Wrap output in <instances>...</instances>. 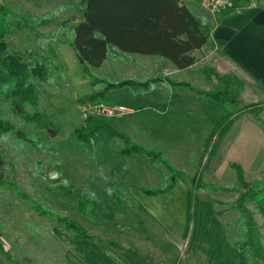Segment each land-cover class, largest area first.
<instances>
[{
  "label": "rangeland",
  "instance_id": "rangeland-1",
  "mask_svg": "<svg viewBox=\"0 0 264 264\" xmlns=\"http://www.w3.org/2000/svg\"><path fill=\"white\" fill-rule=\"evenodd\" d=\"M5 2L15 15L13 20L19 25L6 38L9 52L19 53L26 62L45 63L50 70V81L37 83L39 103L36 106L27 104L26 110L42 113L57 129L53 136L24 120L11 99L0 96L1 114L16 129L40 139L43 144L39 148L33 147L23 142L17 133L0 139L1 149L9 163L7 173L21 189L45 208L69 215L89 233L119 235L124 227L113 221L129 224L151 222L150 215L138 203L145 204L152 211L164 203L165 194L178 183L167 193H143V187L158 186L164 178L144 157L136 153L122 154L127 146L123 137L126 136L133 143L152 145L162 150L190 181L193 177L197 181L202 176L205 183L220 188L198 190L199 215L195 223H188L186 215L184 236L187 232V237L195 240L198 236L205 245L221 249L226 248L224 244L227 242L223 229L230 243L240 240L245 217L237 209L236 200L243 187L237 183V170L232 164L242 167L247 182L264 183V112L262 121L249 113L241 115L225 139L219 142L214 157L204 149L208 136L224 115L233 113L244 103L264 102V92L253 83H232L222 65L210 70L207 62L181 70L167 58L110 53L100 67H86L71 46L73 34L70 28L75 24L71 18L77 15L72 4L78 5V0ZM185 2L200 18L213 23L217 21L219 14H211L196 0ZM160 74L170 75L177 81H190L204 90L223 89L235 102L224 105L178 86L137 94L132 93L129 87H116L94 101H82L100 87L93 84L92 77L117 82L128 77L144 80ZM215 77L222 81L217 82ZM119 105H125L131 111L106 114L105 110ZM89 116H92L89 124L98 130L91 142H84L76 130L86 125ZM190 181L182 182L191 188ZM177 191L178 187L174 189ZM73 196L88 200L95 215L87 217L80 213ZM176 198L173 196L174 203ZM214 198L218 200L216 204L213 203ZM134 206L139 207L138 210H131ZM248 208L253 213L264 245V214L253 202L248 204ZM172 213L176 214L175 221L182 220L177 211ZM60 226L54 218L39 214L30 202L11 189H0V242L18 260L26 255L25 250L34 248L39 250V260L44 261L41 258L44 248L38 245ZM0 255L2 264H9L3 263L1 252ZM257 263L249 249L241 252V264Z\"/></svg>",
  "mask_w": 264,
  "mask_h": 264
},
{
  "label": "trees",
  "instance_id": "trees-1",
  "mask_svg": "<svg viewBox=\"0 0 264 264\" xmlns=\"http://www.w3.org/2000/svg\"><path fill=\"white\" fill-rule=\"evenodd\" d=\"M244 1L234 2L225 12L219 14L218 21L236 11ZM72 5L76 9L77 15L71 18V21L75 22L70 28L73 34L71 46L78 59L86 67H100L108 59L110 53H115L167 58L176 68L186 69L196 63L197 57L194 52L208 43L214 27L194 14L181 0H78V5L75 3ZM14 16L5 0H0V96L6 100L11 99L13 107L24 120L38 125L55 136L57 129L51 120H48L42 113H29L26 110L27 104L36 106L39 103L37 83H48L51 76L45 63L26 62L19 53L9 52L6 38L14 31L15 27H19L18 21L13 20ZM92 78L93 84L100 87L93 94L82 99L85 103L106 95L116 87H129L132 93L137 94L166 86L184 87L201 98H212L224 105H231L235 102L223 89L204 90L189 81H177L170 75H154L144 80L128 77L117 82H110L98 77ZM262 112H264V102L259 101L250 104L244 103L233 113L224 115L208 136L205 152L210 157L215 156L219 142L241 115L249 113L262 121ZM91 117L86 118V125L82 129L76 130L84 142H91L98 130L89 124ZM13 133H17L23 142H28L33 147L39 148L43 145L40 139L29 137L25 132L16 129L14 124L0 112V139ZM123 137L127 140V146L123 148L122 154L136 153L144 157L160 171L164 178V181L158 186L143 187V193L147 195L167 193L175 187L178 181H190L186 178L187 176L185 177L186 174L183 171L175 168L159 148L133 143L126 136ZM215 139L214 144H211ZM8 165L0 144V189H11L19 197L30 202L31 207L39 214L54 218L58 224L76 238L90 240L96 238L94 234L86 231L69 215L45 208L44 205L32 199L7 173ZM232 166L237 170V183L243 187L236 200V207L245 217L244 225L241 226V239L233 241L232 244L239 253L249 249L257 259V264H264V245L253 213L248 208V204L253 202L264 214V183L247 182L242 167L234 163ZM165 171L168 174H165ZM195 178L191 179V188L187 191L188 223L192 221L195 223L199 215L198 190L208 187L215 190L220 189L208 182L205 183L202 176L197 181ZM223 189L225 188L223 187ZM73 199L84 216L93 217L95 215V211L92 210L93 206L88 200L76 196H73ZM212 200L214 204L218 201L216 198ZM216 213L220 214L219 211ZM1 235L0 233V238ZM185 236H187V232ZM193 241L192 238L191 245ZM109 243L121 247L117 242L109 241ZM0 252L9 264H21L2 242H0Z\"/></svg>",
  "mask_w": 264,
  "mask_h": 264
},
{
  "label": "crops",
  "instance_id": "crops-1",
  "mask_svg": "<svg viewBox=\"0 0 264 264\" xmlns=\"http://www.w3.org/2000/svg\"><path fill=\"white\" fill-rule=\"evenodd\" d=\"M181 1L188 6L185 0ZM244 2L221 21L218 18L214 23L207 21L214 26L210 39L196 51V63L186 69L205 62L210 70L222 65L232 83H253L264 92V0ZM218 78L215 77L221 82ZM178 184L175 188L178 187L179 192H174V188L170 194H165L164 203L152 211L145 204L138 203L150 215L151 222L113 221L124 227L123 232L113 236L91 231L96 236L92 240L78 239L60 226L38 245L44 248L41 252L44 261L39 260V250L34 248L25 250L26 255L19 261L21 264H241V253L229 242L224 229L226 248L207 246L198 236L191 245L192 237L184 236L189 187L182 181ZM173 196H177V204L173 202ZM139 207L134 206L131 210L136 211ZM174 211L181 216V221H175ZM109 241L117 242L121 247ZM6 262L4 258L3 263Z\"/></svg>",
  "mask_w": 264,
  "mask_h": 264
},
{
  "label": "built area",
  "instance_id": "built-area-1",
  "mask_svg": "<svg viewBox=\"0 0 264 264\" xmlns=\"http://www.w3.org/2000/svg\"><path fill=\"white\" fill-rule=\"evenodd\" d=\"M198 1L200 5L204 9H206L208 12H210L211 14L217 15V14H221L225 12L237 0H198ZM105 111H106V114L108 115H114L117 113L129 112L131 110L125 105H119L115 108H110ZM97 113H99V110H97Z\"/></svg>",
  "mask_w": 264,
  "mask_h": 264
}]
</instances>
